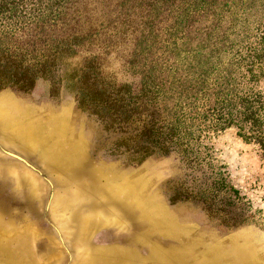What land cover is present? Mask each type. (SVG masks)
I'll list each match as a JSON object with an SVG mask.
<instances>
[{"label":"rangeland","instance_id":"obj_1","mask_svg":"<svg viewBox=\"0 0 264 264\" xmlns=\"http://www.w3.org/2000/svg\"><path fill=\"white\" fill-rule=\"evenodd\" d=\"M249 4L235 42L264 18ZM119 137L42 81L0 90V264H264L256 145L228 129L208 142L215 170L190 171L175 156L125 164Z\"/></svg>","mask_w":264,"mask_h":264},{"label":"trees","instance_id":"obj_2","mask_svg":"<svg viewBox=\"0 0 264 264\" xmlns=\"http://www.w3.org/2000/svg\"><path fill=\"white\" fill-rule=\"evenodd\" d=\"M249 2L0 0V90L42 81L71 96L120 135L109 153L130 166L175 156L215 170L208 142L228 129L264 157V18L233 39Z\"/></svg>","mask_w":264,"mask_h":264}]
</instances>
